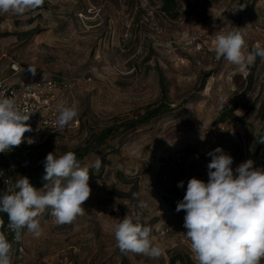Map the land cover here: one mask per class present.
Masks as SVG:
<instances>
[{
	"label": "rangeland",
	"instance_id": "rangeland-1",
	"mask_svg": "<svg viewBox=\"0 0 264 264\" xmlns=\"http://www.w3.org/2000/svg\"><path fill=\"white\" fill-rule=\"evenodd\" d=\"M177 3V17L162 10L161 0H45L24 15L0 13V82L54 74L75 79L79 124L74 120L49 138L56 154L158 104L171 108L151 125L119 132L80 161L83 167L102 160L89 178L84 215L60 225L46 209L37 217L39 238L22 229L20 264H124V258L128 264H169L172 252L191 251L190 240L176 233L185 216L176 212L177 202L189 179L208 181L191 160L193 152L221 147L234 158L233 170L249 159L260 167L253 152L264 108V60L257 57L241 73L216 59L214 41L243 28L245 54L257 43L264 46V0ZM28 65L37 68L35 76ZM5 187L0 175V191ZM125 215H139L152 227L160 257L118 248L114 227ZM167 225L173 232H164Z\"/></svg>",
	"mask_w": 264,
	"mask_h": 264
},
{
	"label": "clouds",
	"instance_id": "clouds-1",
	"mask_svg": "<svg viewBox=\"0 0 264 264\" xmlns=\"http://www.w3.org/2000/svg\"><path fill=\"white\" fill-rule=\"evenodd\" d=\"M45 0H0V13L24 15L41 8ZM244 5L240 8L242 9ZM243 28L221 32L215 36L216 59L223 58L246 72L259 57L264 60V46L257 43L253 50L244 52L246 32ZM33 76L37 68L28 65ZM56 126L64 130L75 120V106L57 105ZM30 114L21 111L14 98H0V153H7L25 140L31 132L26 123ZM28 144L34 143L31 138ZM211 157L207 164L208 181L191 178L183 199L177 202L176 212H185V235L191 242V251L197 264H260L264 259V168L255 167L249 159L235 170L234 158L221 147L207 153ZM102 160L97 158L91 165L81 166L74 152L55 156L49 152L44 161L47 181L43 188L30 184L29 178L20 176L13 187L0 194V212L8 216V229L21 239V229L27 228L35 238L42 235L38 216L46 209L57 224H71L84 215V203L89 199L90 168L99 172ZM177 187H184L180 181ZM133 198H138L134 193ZM144 207V203L139 204ZM3 227V221H0ZM153 229L140 223V217L125 215L114 227V237L122 252L142 254L158 258L162 254L153 244ZM12 244L0 233V264H11Z\"/></svg>",
	"mask_w": 264,
	"mask_h": 264
},
{
	"label": "built area",
	"instance_id": "built-area-1",
	"mask_svg": "<svg viewBox=\"0 0 264 264\" xmlns=\"http://www.w3.org/2000/svg\"><path fill=\"white\" fill-rule=\"evenodd\" d=\"M14 73H18V66H14ZM75 79L69 78L63 74H54L45 78L24 79L18 82H0V98H14L21 111L30 114L29 120L26 122L32 127V131L25 133V140L22 144L14 149L21 152L19 163L22 167L31 166L29 151L41 148L49 138L58 132L56 126L57 105L74 106L76 101L75 96ZM75 124H79V120H75ZM60 131V130H59ZM31 138L34 143L28 144L27 139ZM208 150H195L191 156V160L198 162L201 168L207 172V164L211 157L207 155ZM12 162V161H11ZM3 177L6 189L14 186L12 174V165L10 164L5 170L0 171ZM166 178V176H164ZM6 231L10 235L9 242L12 244L10 252L11 264H19L20 252H22V232L20 241L14 239L15 233L6 227ZM187 229L184 228V223L176 231L181 238H186ZM165 233L173 232L172 226H166ZM191 250V247H190ZM192 258L196 261L194 254L190 251ZM264 264V259L260 261Z\"/></svg>",
	"mask_w": 264,
	"mask_h": 264
},
{
	"label": "trees",
	"instance_id": "trees-1",
	"mask_svg": "<svg viewBox=\"0 0 264 264\" xmlns=\"http://www.w3.org/2000/svg\"><path fill=\"white\" fill-rule=\"evenodd\" d=\"M162 10L171 17L178 16V3L177 0H161ZM171 108L163 103L156 105L143 114L136 116L135 118L127 119L122 122H118L103 128L100 132L92 134L85 144L72 148L65 149L61 154H56L48 145V141L38 149H33L29 151L31 166L25 168L19 163L21 159V152L17 149H12L7 153H0V171L5 170L10 164L12 165V174L14 179V184L19 179L17 178V172H20L22 176L28 177L30 184L35 188L39 189L47 183L43 179L45 176L44 161L49 152H54V155L59 157L63 154L71 151L74 152L77 160L80 162L85 159L90 153L102 148L108 139L115 137L119 132H127L138 127L148 126L164 113L168 112ZM262 124L257 133V139L255 141V150L253 152L255 160L260 164V167L264 168V108L261 112ZM35 159V161H34ZM12 161V162H11ZM94 171L90 168L89 176H93ZM6 188V187H5ZM0 194L3 192L0 191ZM0 221H3V227H0V233H3L8 240H10V235L6 231L8 226V216L6 213L0 212ZM22 237L23 230L21 229ZM22 252H20L21 255ZM124 264H128L126 258H124ZM20 264V260H19ZM169 264H197L191 254L185 250H176L172 252L169 258Z\"/></svg>",
	"mask_w": 264,
	"mask_h": 264
}]
</instances>
